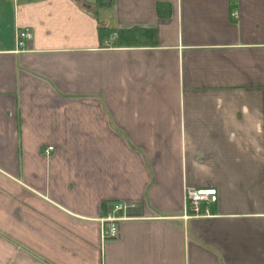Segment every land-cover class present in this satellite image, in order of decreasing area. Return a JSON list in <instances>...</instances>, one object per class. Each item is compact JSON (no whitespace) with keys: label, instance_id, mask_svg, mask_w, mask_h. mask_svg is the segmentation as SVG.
<instances>
[{"label":"crops","instance_id":"1","mask_svg":"<svg viewBox=\"0 0 264 264\" xmlns=\"http://www.w3.org/2000/svg\"><path fill=\"white\" fill-rule=\"evenodd\" d=\"M0 264H264V0H0Z\"/></svg>","mask_w":264,"mask_h":264},{"label":"built area","instance_id":"2","mask_svg":"<svg viewBox=\"0 0 264 264\" xmlns=\"http://www.w3.org/2000/svg\"><path fill=\"white\" fill-rule=\"evenodd\" d=\"M33 32L29 26H22L16 29L15 37L18 47L26 45L27 41L32 37ZM116 32H113L112 35L106 41L108 44L111 43L113 37H115ZM53 149L52 145H48L44 148L45 152H49ZM216 198V189L214 187H195V186H186L185 188V199L187 202V207L191 208L193 212H198L200 203L205 200H215ZM133 204L125 201H115L110 208L109 212L100 217L102 222L101 235L103 238L113 237L117 235L118 221L122 217L126 216L127 210Z\"/></svg>","mask_w":264,"mask_h":264},{"label":"trees","instance_id":"3","mask_svg":"<svg viewBox=\"0 0 264 264\" xmlns=\"http://www.w3.org/2000/svg\"><path fill=\"white\" fill-rule=\"evenodd\" d=\"M95 1L99 6L111 5L113 2V0H95ZM100 28L102 29L101 26ZM152 31H153L152 28H145V27L121 28L118 31H116L117 32V36L115 38L116 40L113 42L115 43L126 42L129 43V45L133 43L145 42L146 37L151 35Z\"/></svg>","mask_w":264,"mask_h":264},{"label":"bare ground","instance_id":"4","mask_svg":"<svg viewBox=\"0 0 264 264\" xmlns=\"http://www.w3.org/2000/svg\"><path fill=\"white\" fill-rule=\"evenodd\" d=\"M199 208H200V206H199ZM189 209H191V208H189ZM129 210V209H128ZM127 210V212H126V216H127V214L129 213V211ZM192 210V209H191ZM193 211V210H192ZM199 211V210H198Z\"/></svg>","mask_w":264,"mask_h":264}]
</instances>
